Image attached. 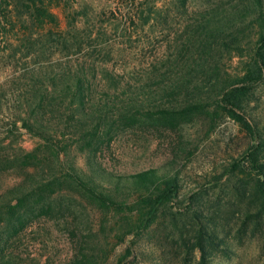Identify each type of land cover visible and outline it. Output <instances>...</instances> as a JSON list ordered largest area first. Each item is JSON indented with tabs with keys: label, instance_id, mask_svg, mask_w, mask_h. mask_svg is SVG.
<instances>
[{
	"label": "trees",
	"instance_id": "trees-1",
	"mask_svg": "<svg viewBox=\"0 0 264 264\" xmlns=\"http://www.w3.org/2000/svg\"><path fill=\"white\" fill-rule=\"evenodd\" d=\"M192 1L107 0L97 17L105 16L108 26L147 27L155 36L146 41L148 59L117 70L100 60L101 51L115 49L100 48L94 15L92 22L79 21L68 0H0V116L2 107L11 113L8 123L0 120V264L15 258L13 243L27 228L50 221L73 241L66 264H104L109 252L128 243L119 264L132 255L133 240L164 218L171 233L163 236L175 234L185 252L197 250L207 264L206 247L216 235L200 187L180 197L178 172L168 174L169 163L162 174L115 175L97 161L119 132L144 133L147 124L176 132L205 116L209 129L223 119L237 125L249 144L207 184L230 176L239 179L232 190L243 195L241 182L254 179L250 194L260 196L264 215L258 158L264 140L246 110L264 82V0ZM160 43L164 50L155 52ZM232 62L234 72L227 69ZM20 132L32 141L29 149L4 144ZM76 208H96L100 218L81 224ZM181 209L191 223L178 225Z\"/></svg>",
	"mask_w": 264,
	"mask_h": 264
},
{
	"label": "rangeland",
	"instance_id": "rangeland-1",
	"mask_svg": "<svg viewBox=\"0 0 264 264\" xmlns=\"http://www.w3.org/2000/svg\"><path fill=\"white\" fill-rule=\"evenodd\" d=\"M106 1L68 0L75 9L79 21L88 19L87 21L92 22L93 15L95 16L94 30L98 31L99 28L102 30L99 36L100 48L104 51L107 49L105 47L115 49L107 55L101 51V62L118 70L126 63L131 65L142 58L148 59L152 51L148 46L149 42L146 41L153 43L152 38L155 36L148 33L147 27L140 32V29L122 23H110L108 26L105 16L97 17L98 11ZM165 1L168 0H156L157 6L166 5ZM197 3L200 4V0H193L191 5ZM169 34L171 35V32ZM136 39H140L143 45ZM128 49L132 51L131 55ZM140 49L143 50L136 52ZM154 49L155 52L164 50V43L155 45ZM232 63L228 64L230 67L226 64L230 72L235 71L236 65ZM246 110L257 122L258 133L264 140V82L255 89ZM1 113L0 120L4 125L9 122L7 118L11 113L4 107ZM205 118V116L194 118V121L182 124L176 132L161 128L158 130L160 132H157L149 126L150 124H147L148 131L144 133L131 129L119 132L116 141L108 149L104 148L97 156V161L115 175H129L147 169H157L160 171L159 174H162L168 171V168L164 167L170 164L167 173L178 172L182 187L179 196H186L200 187L198 199L212 213L213 222L210 230L214 231L216 237L207 245V257L204 261L207 264H264V215L260 212V196L250 194L254 179L241 182L244 184L239 191L243 192V195H238L232 190L231 185H238L239 179L232 180L230 176H223L213 185L207 184L212 176L219 174L227 163L230 164L237 158L236 156L249 144V138L228 119L217 120L214 128L209 129ZM4 131L3 127L1 137L5 135ZM22 133L20 132L18 136L6 134L9 138L4 144L12 141L15 147L29 149L33 143ZM258 158L264 164V147L261 148ZM76 165L81 171L87 172L80 157L76 158ZM77 210L76 216L81 224L88 221L97 222L100 218L98 214L100 212L96 208ZM180 211L182 215L177 218L178 225L191 223L190 215L182 209ZM158 222L141 238L133 240L135 245L132 255L127 256L119 264H201L197 250L185 252L175 234L167 238L163 236L171 233L169 219L164 218V221ZM43 225L27 228L20 239L13 243L15 258L1 264H66L72 252V239L59 223L50 221ZM96 235H100L98 230ZM127 244L116 246L109 252L104 264H116L118 255L123 253Z\"/></svg>",
	"mask_w": 264,
	"mask_h": 264
}]
</instances>
